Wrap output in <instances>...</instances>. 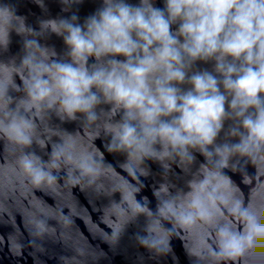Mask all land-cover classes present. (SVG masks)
Instances as JSON below:
<instances>
[{"label": "water", "instance_id": "95a60500", "mask_svg": "<svg viewBox=\"0 0 264 264\" xmlns=\"http://www.w3.org/2000/svg\"><path fill=\"white\" fill-rule=\"evenodd\" d=\"M0 264H264V0H0Z\"/></svg>", "mask_w": 264, "mask_h": 264}]
</instances>
